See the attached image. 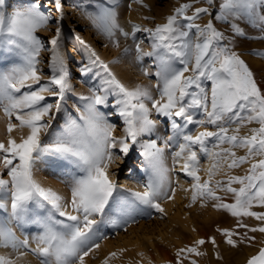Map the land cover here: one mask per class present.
<instances>
[{
    "label": "snow or ice",
    "instance_id": "obj_1",
    "mask_svg": "<svg viewBox=\"0 0 264 264\" xmlns=\"http://www.w3.org/2000/svg\"><path fill=\"white\" fill-rule=\"evenodd\" d=\"M133 2L142 4V0ZM200 3L207 6L194 7ZM74 6L113 48L121 47L118 36L131 43L123 47L120 56L105 62L92 45L76 35L88 60L79 72L82 76L93 73L99 85L89 84L88 94H77V115L69 114L62 130L46 142L42 137L50 133L67 94L74 91L69 69L73 58L66 53L63 38L64 0H16L11 12L6 11L12 7L8 0H0V111L6 120V141H0V210L6 213L0 216V248L15 254L0 255V264H17L28 254L39 264H86L85 258L106 238L99 230L105 218L126 230L127 224L135 222L134 214L150 215L147 209L164 211L160 201L174 199L176 189L170 173L177 168L191 180L189 207L197 200L201 207L213 201L211 206L217 210L261 222L250 227L238 219L237 228L246 229L243 234L219 230L233 248L241 243L251 245L256 238L248 233L264 234V211L252 210L264 208V90L233 49L236 37H246L236 21L264 32V0H191L154 28L129 21L131 31L121 26L115 0L111 4L82 0ZM204 15L210 17L207 23H197ZM213 21L229 25L231 35L220 31ZM40 31L51 33L50 38L39 36ZM138 33L146 34L150 50L145 51V41ZM133 50V63L141 66L144 76L155 79L158 98L151 86L128 87L112 70L110 65L119 64ZM42 53H47V58ZM252 54L264 57V52ZM145 57L152 59L153 71L143 67ZM205 82H211L210 97ZM109 97L115 101L114 114L123 122L122 135L114 134L116 125L101 111L100 106H108ZM49 98H54V103ZM152 110L171 123L172 134L164 140V147L155 139H140L156 131L158 121L150 118ZM253 123L258 127L247 135L239 134L241 128ZM15 131L21 133L19 140ZM133 146L141 150L147 180L143 191L129 190L131 199L122 203L114 195L118 185L110 178L109 169L117 160L127 161ZM166 149L171 150V167ZM236 149H245V155L237 156ZM44 157L71 166L66 170L70 196L36 179L37 162ZM202 157L211 161L203 182L199 175ZM249 162L245 175L225 173L226 181L213 183L225 168L230 171ZM235 184L240 187H233ZM218 191L230 193L233 202H224ZM112 215L119 219L112 220ZM13 225L22 232L28 225L37 226L39 231L31 236L36 246L31 247L27 233L20 239ZM204 243L203 239L196 241L197 245ZM211 243L216 244L215 238ZM187 254L204 255L197 247L180 249L177 264H182L181 257L187 258ZM103 264H108L107 258ZM246 264H264V247Z\"/></svg>",
    "mask_w": 264,
    "mask_h": 264
},
{
    "label": "rangeland",
    "instance_id": "obj_2",
    "mask_svg": "<svg viewBox=\"0 0 264 264\" xmlns=\"http://www.w3.org/2000/svg\"><path fill=\"white\" fill-rule=\"evenodd\" d=\"M88 2L89 0H83V3ZM104 2L111 4L112 0H104ZM118 2L121 3L118 4ZM188 2H191V0H142V4L133 2V0H115V3L119 5L117 11L122 27H124L123 19L129 11H132L140 16V20L134 21V23L146 28H154L156 24L165 23L166 17L173 14L175 8ZM8 3L12 7L7 8L6 11L11 12L16 7V0H8ZM81 3L82 0H64V11L66 15L63 21V38L65 51L73 58L69 62V69L70 82L74 86V91L67 94L64 108L60 116L52 122L50 133L42 137L46 142H50L62 130L64 121L69 114L77 115L74 107V105H78L77 94H88L89 84L93 86L99 85V79L94 77L93 73H89L88 76H82L79 72V67L86 64L88 60L83 46L75 39L76 35H79L84 41L92 45L105 62L120 56L123 47L131 43L130 40L125 41L123 37L118 36L121 47L119 49L113 48L96 33V30L91 26L90 22L74 6ZM129 4H131V8L128 7ZM143 5H147L148 7H144ZM201 6L207 5L203 3L194 5V7ZM191 11L189 10V15H191ZM51 15L53 17L56 16L54 9H51ZM144 17H148V19H144ZM209 18V16L204 15L196 22L203 25L207 23ZM236 22L244 28L246 37H236L233 50L249 65L255 74L260 88L264 90V57L252 54L254 52H264V39L259 38L264 36V32L251 27L244 21ZM213 23L220 31L225 32L226 35H231L229 25L218 21H213ZM38 35L47 39L50 38L51 33L40 31ZM137 36L139 39H144L145 43L143 47L145 51L150 50L146 34L138 33ZM106 44L108 45L107 47H105ZM47 55V53H42V56L45 58H47ZM132 56H134V50L129 57L122 58L119 64L110 65L112 70L121 82L128 87H134L136 84L151 86L154 96L158 98V94L154 90L155 79L151 76H144L140 70L141 66L133 63ZM151 65L152 59L145 57L143 67L153 71L154 69ZM96 70L94 69L93 72ZM45 73H47L46 68ZM85 80H88L89 83H85ZM205 83L209 89L210 97L211 82ZM49 102L54 103V98H49ZM114 103V98L109 97L108 106L100 107L101 111L108 114L109 121L116 125L114 134L122 135L123 122L114 114ZM148 107L151 109L150 102H148ZM150 118L158 121L156 131L151 137L145 135L140 139L141 141L155 139L159 147H164V140L172 134L171 123L165 117L159 116L155 110L151 111ZM1 121L5 125V129L1 134V141H6V120L2 111ZM253 127H258V125L255 123L247 125L241 128L239 134L242 136L247 135ZM198 130L203 131V128ZM24 131L26 133L27 130L25 129ZM13 135L19 138L21 133L15 131ZM140 151L138 147L133 146L130 158L127 161L117 160L110 165V178L118 185L117 192L114 195L122 203L125 202V198L131 199L129 190L143 191L142 184L147 180V173L142 170L143 158L139 155ZM170 151L167 149L165 151L168 157L167 164L169 167L172 166ZM235 151L237 156H242L246 153L245 149H236ZM204 162H207L209 165L211 163L208 159L201 158V171L199 173L201 182L208 178L207 172L204 169ZM250 163L243 164L230 171L225 168L223 172L214 178L213 183L215 180L226 181L227 175H245L247 169L250 167ZM70 167L66 161L57 160L55 157H44L41 161L37 162L35 176L40 182L44 179V181L47 180V183L52 184L53 190L61 191L63 192V196L68 197L70 196L68 189L69 176L66 174V170ZM121 169H123L122 172L120 171ZM181 175L185 180L183 194L181 197L175 198L174 202L170 205L168 204L170 200H161V207L164 209L162 213L155 209H147V212L151 213L150 215L145 213L134 214L135 222L127 224L126 230L124 227H118L112 224L108 218H105L104 222L99 225V230L106 238L100 240V247L85 258L86 264H103L106 258L108 259V264H177L178 258L176 254L178 250L187 249L188 247H197L198 251L204 253V255L187 254V258H184V255H182V264H190L192 260H195L196 264H246L247 260L256 254L260 247H264V234L259 232L248 233V235L255 236L256 238L251 245L241 243L235 248L227 245L225 243L226 237L219 230L229 229L233 232L243 234L246 229L237 228L238 219L250 227L258 226L261 222L252 217H233L223 209L217 210L213 208L211 206L213 201H209L207 202V206L201 207L202 202L197 200L196 203L191 204V207H189L188 205L191 203L192 195L190 190L191 180L190 178L186 179L183 174ZM4 176L7 178L6 173ZM44 181L41 183L45 184ZM233 187L239 188L240 185L235 184ZM186 189L189 190L185 191ZM217 195L221 196L226 203L233 202V197L230 193L218 191ZM252 210L260 212L264 211V208L254 207ZM111 219L116 220L119 218L116 215H112ZM212 238L216 240L215 245L211 243ZM201 239L205 243L203 245H197L196 241ZM234 239H240V237H234ZM132 241H137L138 245L132 244ZM105 244L110 248H107ZM157 249L169 251V256L171 254L170 261L164 260L159 252L157 254L155 251ZM111 253H116V256L111 257Z\"/></svg>",
    "mask_w": 264,
    "mask_h": 264
},
{
    "label": "bare ground",
    "instance_id": "obj_3",
    "mask_svg": "<svg viewBox=\"0 0 264 264\" xmlns=\"http://www.w3.org/2000/svg\"><path fill=\"white\" fill-rule=\"evenodd\" d=\"M121 3V2H120ZM118 2V4H120ZM140 20V16L139 14H137L136 12H132L129 11L128 14L125 16V18L123 19V23H124V28L126 31H129L131 29V25L129 24V21H131L132 23H134V21H139ZM142 21V19H141ZM65 122V121H64ZM5 129V125L4 123L1 121V111H0V141L2 140L1 138V134L3 133ZM17 140H19L18 137H16ZM204 165V169H207L210 165L207 162L203 163ZM182 173H179V169L177 168L176 171L170 173V178L173 181V187L176 189V194H175V198L181 197L183 194V190H184V185H185V180L182 178ZM45 180V179H44ZM43 180V181H44ZM41 181V182H43ZM45 184H43L45 187H51L53 189V187L51 186V183H47V180L44 181ZM60 190V189H59ZM57 191V190H56ZM58 193H60L61 195H63V192L61 191H57ZM174 199H171L168 204L170 205L171 203L174 202ZM6 215V213H4L2 210H0V216ZM184 215H186L184 213ZM14 230L16 231V235L20 238L23 239L24 238V233H27L29 235V239H30V243H31V247H35V242L31 241V236L36 234L39 229L37 228V226L35 225H28L24 228L23 232L21 231L20 228L15 227V225H13ZM132 244L134 245H138L137 241H132ZM105 246L107 248H110L109 246H107L105 244ZM158 254V252L161 254V257L165 260H167L168 262L170 261V256H169V251H161V249H157L155 250ZM0 255H15L14 253L11 252L10 249H3L0 248ZM157 257V256H156ZM173 261V260H172ZM17 264H39V260L32 254H28L26 257H24L22 260L18 261Z\"/></svg>",
    "mask_w": 264,
    "mask_h": 264
}]
</instances>
